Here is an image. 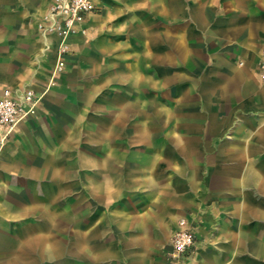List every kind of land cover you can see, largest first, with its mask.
Listing matches in <instances>:
<instances>
[{
	"label": "crops",
	"instance_id": "obj_1",
	"mask_svg": "<svg viewBox=\"0 0 264 264\" xmlns=\"http://www.w3.org/2000/svg\"><path fill=\"white\" fill-rule=\"evenodd\" d=\"M52 1L0 0V96L31 89L41 101L0 134V201L26 192L40 202L0 215L41 217L35 234L51 251L35 264H264V0H97L58 72V39L39 28ZM173 36L180 65L168 59L158 80L156 41L171 56ZM87 78L98 82L70 90ZM157 103L170 127L150 123ZM86 133L98 142L65 146ZM156 135L170 144L138 140ZM62 152L73 153L66 165ZM181 222L194 245L175 262Z\"/></svg>",
	"mask_w": 264,
	"mask_h": 264
},
{
	"label": "rangeland",
	"instance_id": "obj_2",
	"mask_svg": "<svg viewBox=\"0 0 264 264\" xmlns=\"http://www.w3.org/2000/svg\"><path fill=\"white\" fill-rule=\"evenodd\" d=\"M174 11H179V9L174 8ZM178 16L179 15H177L176 18H179ZM171 27H172L173 32H180L181 29L183 30V24L182 25L178 23L172 24ZM177 38L178 37L173 36V40H171V46L170 47L167 46L166 48V51L169 49L171 50V56H167V55L165 56V54H161L163 51L165 52V49L162 45L163 41L159 39H157L156 41L157 55H156L155 63H156L158 80L163 78V74H164V71H162L163 66L164 64H168L167 63L168 59L172 63L171 65L173 64H174L173 66L180 65L181 61L178 57L179 41ZM159 52L161 53L158 54ZM161 68L162 70L158 71V69H161ZM168 79H170L171 81H176L181 78L176 77V75L172 73V76H170ZM95 82H98V81H95V79H91V78L90 79L87 78L83 80H75L74 83H71L70 90L73 92V90L74 91L77 90L84 83L85 84L88 83L87 85L90 86L91 83H95ZM156 90H157V97L165 95L164 90H166L168 96H173L176 94V88L174 87H171L170 89H162V88L157 87ZM96 96L97 98L95 100L98 104L99 98H98V95ZM40 103L41 101L38 102L37 107H39ZM160 108H162V106L159 103H157L155 119L151 120L150 123H152L156 128L170 127V124H172L174 120H172L170 116L167 118L166 114H164V112ZM134 123H139L140 126L148 125V121L144 119L138 122L134 121ZM96 127H99V118L96 115L89 117L87 120V125H86L87 130H92V132H94ZM98 139H99L98 136H90L87 133L85 135L79 134L74 137V141L72 140L73 142L65 144V146L70 145V147H72L73 145L79 144V143H91V142L95 143V142H98ZM170 139L171 137L158 136V135L138 137V140H140L139 141L140 143H148L149 141H151L152 143L156 142L160 144H163V143L170 144ZM78 154L79 152H77V155ZM90 154L97 158L99 156L98 152H91ZM72 156H73L72 152H62L60 160L66 165L68 159L71 158ZM65 170H66V167H65ZM64 187H65L64 191L66 192L67 185H64ZM33 191L35 192L34 189ZM24 194L28 196L27 199L1 200L0 202H2V206H0V208L3 207L4 209L6 207V208H11V209H17V211H20V209L24 211L27 208L28 212L34 213L36 211L35 205H37V203L40 201L30 198L32 193H26V192L21 193V195H24ZM57 206L59 208L68 207V199L65 198V199L59 200V202L57 203ZM60 218H61V222L66 223L67 216H60ZM40 220H41V217L39 215H34V214L25 215V216L0 215V264H15L13 261L14 251H18L19 253H21V255L24 256V258H26V260L28 261V264H35L36 257L39 254V251H41V249L43 248V246H44V249H46L48 246L49 251H51L50 249L51 240L47 238H44L43 240L37 239V235L35 234L36 227L41 223ZM26 229L32 230L33 232L31 234L29 233V237L27 241H24V240L21 241L20 234Z\"/></svg>",
	"mask_w": 264,
	"mask_h": 264
},
{
	"label": "built area",
	"instance_id": "obj_3",
	"mask_svg": "<svg viewBox=\"0 0 264 264\" xmlns=\"http://www.w3.org/2000/svg\"><path fill=\"white\" fill-rule=\"evenodd\" d=\"M97 0H53L39 28L58 39L57 63L55 72L65 67V60L70 54L69 39L77 33H85L82 28L86 17L98 10ZM260 79L264 83V50L261 53ZM40 97L31 89L16 91L5 90L0 96V134L4 138L17 126L35 116ZM181 228L171 238L169 259L180 262L194 245V234L183 222Z\"/></svg>",
	"mask_w": 264,
	"mask_h": 264
}]
</instances>
